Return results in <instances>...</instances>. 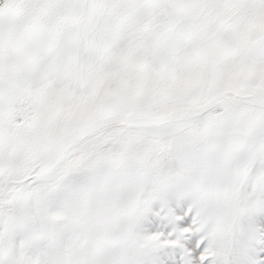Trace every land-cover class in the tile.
I'll return each mask as SVG.
<instances>
[{
	"label": "snow or ice",
	"instance_id": "snow-or-ice-1",
	"mask_svg": "<svg viewBox=\"0 0 264 264\" xmlns=\"http://www.w3.org/2000/svg\"><path fill=\"white\" fill-rule=\"evenodd\" d=\"M0 264H264V0H0Z\"/></svg>",
	"mask_w": 264,
	"mask_h": 264
}]
</instances>
